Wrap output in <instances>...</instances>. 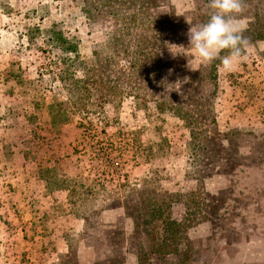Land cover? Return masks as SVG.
I'll return each mask as SVG.
<instances>
[{"label":"rangeland","instance_id":"rangeland-1","mask_svg":"<svg viewBox=\"0 0 264 264\" xmlns=\"http://www.w3.org/2000/svg\"><path fill=\"white\" fill-rule=\"evenodd\" d=\"M242 7L229 73L173 55L208 0H0V264H140L147 200L185 240L143 264H264V0Z\"/></svg>","mask_w":264,"mask_h":264},{"label":"clouds","instance_id":"clouds-1","mask_svg":"<svg viewBox=\"0 0 264 264\" xmlns=\"http://www.w3.org/2000/svg\"><path fill=\"white\" fill-rule=\"evenodd\" d=\"M208 19L199 25H191L188 31L189 46H177L181 50L173 55L190 56L188 66L192 61L210 63L220 59L225 72L235 71L244 57L248 41L244 38L245 28L237 19L243 11L242 0H208ZM187 49L191 50L186 54ZM227 50V54L221 56ZM177 85L180 88V83Z\"/></svg>","mask_w":264,"mask_h":264},{"label":"trees","instance_id":"trees-1","mask_svg":"<svg viewBox=\"0 0 264 264\" xmlns=\"http://www.w3.org/2000/svg\"><path fill=\"white\" fill-rule=\"evenodd\" d=\"M260 17L261 18H258V20H256L252 25L254 30L248 32H250V34L251 32H255V38L253 39L264 41V16L263 18L262 16ZM226 51L227 50H225V52ZM76 84H81V91L89 96V94H91L93 91L92 87L95 83H91L90 78H84L83 80H77ZM115 87L116 86L113 85V87H111V90L117 92L115 90ZM119 92L120 90H118V93ZM52 112L53 111H51V114H49L51 116V122L54 124L56 118L58 117V114L53 115ZM67 191L69 192L70 190ZM95 195V191L91 190V199L94 198ZM143 206H145V208L147 209L144 224H147L149 226L151 224L152 231H155L157 230L156 223H161L162 235L158 238L159 235L155 234L156 238H154L153 234L151 233L150 241H154L157 239L158 242L151 244L149 251L142 253L141 256H137L140 264H143L145 261H149V259L146 258L147 254L165 256L178 252L179 246L185 240L184 234L182 232L183 226L179 225L178 222L172 220L169 217H164L165 215L163 212L165 211V209L163 208L162 204H157V201L155 200H147L146 205L144 204ZM91 213H93L92 210ZM134 220L137 221V218H135ZM185 228L186 227H184V229Z\"/></svg>","mask_w":264,"mask_h":264}]
</instances>
